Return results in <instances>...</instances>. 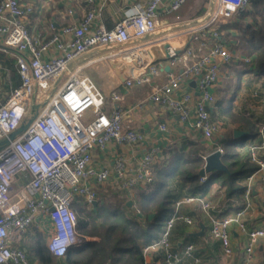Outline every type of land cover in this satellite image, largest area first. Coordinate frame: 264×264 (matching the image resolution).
Masks as SVG:
<instances>
[{
	"label": "built area",
	"instance_id": "built-area-1",
	"mask_svg": "<svg viewBox=\"0 0 264 264\" xmlns=\"http://www.w3.org/2000/svg\"><path fill=\"white\" fill-rule=\"evenodd\" d=\"M185 1L138 0L108 29L96 21L94 0H87L90 7L78 22L73 19V9L68 8L66 15L70 20L47 36L45 30L29 29L27 17L34 9L26 0H0V56L6 50L16 52L19 77L17 86L2 84L5 69L0 62V141L25 123L37 105L36 116L28 127L0 147V264H30L21 242L33 226L46 233L49 252L54 257H63L69 247L82 242L75 232L76 220L71 210L75 196L83 197L87 204L95 203L97 188L113 177L118 189L131 199L136 188L152 181V166L160 152L154 145L143 151H130L128 156L134 159L133 164H128L122 154L110 168L93 164L94 150L105 151L111 143L131 148L145 142L146 133L126 127L123 122L126 113L141 105L124 109L115 104L105 110L104 93L80 67L70 69V64L93 48L114 49L112 59L120 60H124L125 54L139 51L149 59L141 64L133 61L131 65L124 61L120 65L124 71L126 67L136 70L122 81L127 85L150 83L158 75L159 67L148 47L164 41L153 37L158 11L162 7L167 12L176 11ZM252 1L208 0L205 14L185 24V32L197 43V50L206 52L172 48L174 55L168 58L165 81L152 85L147 97L150 102L169 107L184 126L204 140H212L221 131L220 124L210 116L215 103L212 88L220 80L221 65L237 59L249 68L254 64L251 57H240L227 47L219 26L235 19ZM178 65L179 72L172 70ZM191 82L195 83L193 88ZM183 87L191 91L182 90ZM253 96L264 105V92H254ZM112 98L118 101L120 95L113 92ZM157 129L165 131L166 125L159 124ZM215 150L223 152L217 146L209 153ZM247 150L250 162L257 168L244 181L241 206L221 215L211 201L200 195L175 200L174 211L159 238L143 247L144 257L161 251L163 264H202L192 243L175 249L170 241L176 220L193 224L191 217L180 213V205L197 200L210 223L209 235L219 241L224 255L233 252L229 228L236 225L247 237L240 264H252L255 243L264 237V228L247 229L244 216L251 206L252 182L264 171V122L259 125L256 141L247 144ZM16 177L23 183L18 189L13 186ZM206 179V174L200 176V182ZM44 218L50 220L49 230L42 225ZM62 240L68 243L60 252L53 246Z\"/></svg>",
	"mask_w": 264,
	"mask_h": 264
},
{
	"label": "crops",
	"instance_id": "crops-1",
	"mask_svg": "<svg viewBox=\"0 0 264 264\" xmlns=\"http://www.w3.org/2000/svg\"><path fill=\"white\" fill-rule=\"evenodd\" d=\"M136 1L138 0H94L93 4L97 8L96 21L102 23L108 29L112 28L122 19L124 12ZM195 1L196 3L198 2V4L202 3L207 9L208 0ZM26 2L34 9L33 13L27 17L29 29L35 31L45 30L47 36L58 29L65 20H70L66 15L68 8L73 9V19L75 22H78L90 7L87 0H26ZM177 15L178 16L171 15L170 12L164 10V7L160 8L158 11L157 26L160 25L161 28L156 29L155 35L164 33L156 37L161 40L164 39V41H161L159 45L157 44L158 48L155 49L152 54L154 64L159 67V73L150 83L141 85L134 83L127 85L123 83L122 71H124V68L117 65L115 63L116 60L112 59L114 49H90L70 64V69L80 67L85 74L90 76L104 95H109L123 88L124 91L121 92L117 105L124 109H128L132 106L136 107L135 105L138 104L141 105L139 108H134L132 112L126 113L123 122L126 127L135 128L146 133L147 137L145 142L132 146L131 148L128 145L116 146L111 143L105 151L94 150L92 153V162L96 167H112L116 157L121 154L127 157L128 164H133L134 159H130L128 156L130 151H143L147 147L154 145L160 150L159 156L152 166V169L156 173L157 168H165L170 162L171 152L169 149L180 147L182 142L186 139L200 141L203 144L205 148V151L201 153L203 158L205 154H208L217 146L222 148L221 141L225 139L224 134L227 132L241 130L246 132L244 136L247 135L248 131L246 126L241 124L239 116H246L257 128L264 122V105L258 97L253 96L254 92H264L262 79L255 75L251 71V68L239 59L221 65L220 80L218 84L212 88L215 96V103L210 108L211 119L217 121L220 127L225 125L226 128L224 133L221 134L220 131V133L210 141L204 140L198 133L184 126L169 107L155 104L147 99L152 85L160 84L166 79L167 70H165V67L167 66L169 58L166 46H170L174 51H179L184 48H193L198 54L206 52L205 50H197V43L192 40L191 35L185 32L186 23L194 22L203 15L191 20L187 19V16ZM235 19L225 21L222 24L235 21ZM221 33L227 47L236 55L243 57L244 55L233 49V45L236 43L235 37L238 35L237 31L235 29H221ZM227 33H229L230 37L227 36ZM166 37L168 38L166 39ZM229 41H231L232 44H230ZM15 57V51L6 50L2 53L0 58V62L5 69V73L2 77V84L6 87L14 86L7 78V65L4 63V60L11 58L15 65ZM106 67L108 68L106 69ZM172 70L179 72L180 66L178 65L172 68ZM132 71H134V69H132ZM185 89L191 91L189 87L182 88V90ZM193 95L195 100L196 94L193 93ZM226 100L227 103L224 104ZM193 102L194 101H192V103ZM262 107L263 109L261 110ZM214 117L220 119V121L214 119ZM159 124H165L166 130H158L157 126ZM221 130H223V128H221ZM233 132L231 135L234 137ZM242 137L234 138L237 139ZM256 137L257 135L248 136L236 147V149L242 154L248 153L247 144L256 141ZM262 155L264 156V152ZM115 182V179L112 177L104 185L99 186L96 191H100L102 188L106 187L120 191ZM168 186L174 194L179 195L178 199H181L186 193L188 184L180 182L175 176L168 180ZM201 198L205 201H211L221 215L237 210L242 204L241 196H226L224 187H221L219 183L213 184L208 193L201 196ZM179 211L182 215L191 217L193 224L187 225L182 220L175 221L170 234V241L173 248L180 249L186 243H192L195 253L201 257L202 264H240L243 255V247L247 242V237L236 225H231L229 228L233 252L230 256H226L222 251L219 241L209 235L210 223L201 208L200 201L182 202ZM42 222L45 230L46 227H51L48 218H44ZM244 223L247 229L254 227L264 228V171L257 174L252 182L251 206L244 216ZM200 232H202V234H200ZM91 238V240H96L95 237ZM87 239H90V237ZM145 260L150 263L155 262V264H163L162 252H151L145 257ZM252 264H264V237L258 238L255 243V258Z\"/></svg>",
	"mask_w": 264,
	"mask_h": 264
},
{
	"label": "trees",
	"instance_id": "trees-1",
	"mask_svg": "<svg viewBox=\"0 0 264 264\" xmlns=\"http://www.w3.org/2000/svg\"><path fill=\"white\" fill-rule=\"evenodd\" d=\"M205 10L202 3L186 0L178 10L170 13L173 16H187L191 20L202 16ZM221 29L237 31L233 49L253 59L251 71L262 79L264 87V0H253L235 21L220 25ZM227 36L230 37L229 33ZM4 63L7 65L9 82L17 86L19 77L13 59H5ZM239 120L246 126L247 135L240 142L228 145L231 143L227 137L233 132L229 131L224 134L226 140L221 141L223 152L220 158L228 172L213 170L207 174L204 182H200L198 172L204 164L201 153L205 148L200 141L186 139L180 147L169 149L171 159L168 165L157 168L156 173L152 169V181L136 188L131 199L123 192L106 187L96 191V202L89 204L95 207L94 211H74L72 208L76 220L75 231L82 242L69 247L63 257H54L47 248L43 233L31 227L22 243L29 263L155 264L146 262L143 247L159 238L166 220L174 211L173 203L179 195L169 188L170 178L176 176L180 182L188 184L184 196H203L215 183L224 187L228 197L241 196L244 191L245 179L257 167L250 162L248 153L242 154L236 147L248 136L257 135L258 128L246 116H239ZM99 196L102 203L98 201ZM128 200H132V206L127 205ZM151 213L153 216L149 219ZM88 237H95L96 240Z\"/></svg>",
	"mask_w": 264,
	"mask_h": 264
},
{
	"label": "water",
	"instance_id": "water-1",
	"mask_svg": "<svg viewBox=\"0 0 264 264\" xmlns=\"http://www.w3.org/2000/svg\"><path fill=\"white\" fill-rule=\"evenodd\" d=\"M166 50L168 52L169 56H173L174 55V51L172 50V48L170 46H166ZM165 70H169V66L167 65L165 67ZM132 75V69L130 67H126L125 71L123 72V78H126L128 76ZM194 82H191V85L194 86ZM35 109H37V105L34 106L31 109V112L33 113L31 115V117H29L25 123H23L20 127H18L16 130L12 131L7 138L3 139L0 141V147L7 144L10 140H12L13 138H15L16 135H18L20 132H22L23 130H25L28 125L32 122V120L34 119V117L36 116V111ZM246 134L245 131H241V130H234L233 135L234 137H242ZM221 152L219 150H215L211 153H209L205 159H204V165L200 168L198 174L200 176H204L205 174H208L210 172H212L213 170H217V171H224V172H228V169L226 167V165L221 161ZM127 205L128 206H132V200H128L127 201ZM153 216V214H149L148 218L150 219ZM200 234H202V232H200Z\"/></svg>",
	"mask_w": 264,
	"mask_h": 264
},
{
	"label": "rangeland",
	"instance_id": "rangeland-1",
	"mask_svg": "<svg viewBox=\"0 0 264 264\" xmlns=\"http://www.w3.org/2000/svg\"><path fill=\"white\" fill-rule=\"evenodd\" d=\"M161 28V26L160 25H158L157 27H156V29H160ZM162 34H164V33H160V34H157V35H155V36H153L154 38H156V37H158V36H160V35H162ZM228 42V41H227ZM161 42H156V44L154 45V46H152V47H148V50H149V52H150V54H153V52L155 51V49H157L158 47H157V44L159 45ZM229 43L230 44H232V42L231 41H229ZM2 55V54H1ZM0 58H1V56H0ZM119 58H116L115 60V63L117 64V65H123V62L125 61V60H121V61H117ZM147 60L149 59V57H147L146 58ZM230 62V61H229ZM107 65V64H106ZM100 67V66H99ZM108 67H106V69H107ZM100 69V68H99ZM67 75L65 74V75H63V77H61V79H60V81H59V84L61 83V81L66 77ZM124 91V89L122 88V89H118V90H116L114 93H116V94H118V95H120L121 94V92H123ZM113 93V92H112ZM112 93L111 94H109V95H105L106 97H105V110H109V109H111L112 107H114V105L115 104H117V102L119 101H114L113 100V98H112ZM225 103H227V100L224 102V104ZM263 109V107L261 108V110ZM250 111H253V110H250ZM255 111V110H254ZM263 112V111H262ZM258 115V114H257ZM214 119H216V120H218V121H220V119H218V118H215L214 117ZM221 128H223V130H221V134L222 133H224V131H225V125H223ZM226 138V137H225ZM242 140V138H234L232 135L230 136H228L227 137V141H230V143L231 144H228V145H234L235 143H238V142H240ZM23 185V183L21 182V181H19L18 180V178L16 177L15 178V181H14V183H13V186H14V188L15 189H18V188H20L21 186ZM98 201H99V203H102L103 202V200H102V198L99 196L98 197ZM72 208H74V211H76V210H78V209H82V211H84V212H91V211H94V209H95V207H93V206H91V205H89V204H87L85 201H84V199H83V197H81V196H75V198L73 199V201H72V204H71V209ZM83 212V213H84ZM46 230H49V227L47 228L46 227ZM30 231V230H29ZM76 232V231H75ZM44 235H45V242H46V233L44 232L43 233ZM77 234V233H76ZM26 237H27V234H26V236H25V239H26ZM92 238L90 237V240H91ZM94 239V238H93ZM25 242V241H24ZM22 243L23 242H21V248H23L22 247ZM26 253V252H25Z\"/></svg>",
	"mask_w": 264,
	"mask_h": 264
},
{
	"label": "bare ground",
	"instance_id": "bare-ground-1",
	"mask_svg": "<svg viewBox=\"0 0 264 264\" xmlns=\"http://www.w3.org/2000/svg\"><path fill=\"white\" fill-rule=\"evenodd\" d=\"M124 60H125V63L128 65H131V63H133V61L141 64L146 60V55H145V53H141L139 51H132V52L124 55ZM117 61H121V60L118 59ZM131 69L136 70V68H132V67H131Z\"/></svg>",
	"mask_w": 264,
	"mask_h": 264
},
{
	"label": "clouds",
	"instance_id": "clouds-1",
	"mask_svg": "<svg viewBox=\"0 0 264 264\" xmlns=\"http://www.w3.org/2000/svg\"><path fill=\"white\" fill-rule=\"evenodd\" d=\"M68 243L67 240L58 241L56 245H54V249L58 248L60 252L64 251V246Z\"/></svg>",
	"mask_w": 264,
	"mask_h": 264
}]
</instances>
